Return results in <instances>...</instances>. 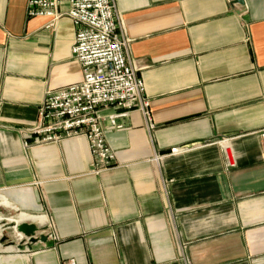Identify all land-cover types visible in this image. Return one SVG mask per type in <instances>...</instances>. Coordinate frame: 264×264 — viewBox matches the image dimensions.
Wrapping results in <instances>:
<instances>
[{
	"label": "crops",
	"instance_id": "obj_1",
	"mask_svg": "<svg viewBox=\"0 0 264 264\" xmlns=\"http://www.w3.org/2000/svg\"><path fill=\"white\" fill-rule=\"evenodd\" d=\"M29 1L0 0V195L17 208L0 197V230L48 243L13 231L1 264H264V0H115L154 129L137 110L105 122L101 174L84 138L26 147L47 93L83 80L73 22L48 29Z\"/></svg>",
	"mask_w": 264,
	"mask_h": 264
},
{
	"label": "built area",
	"instance_id": "obj_2",
	"mask_svg": "<svg viewBox=\"0 0 264 264\" xmlns=\"http://www.w3.org/2000/svg\"><path fill=\"white\" fill-rule=\"evenodd\" d=\"M63 4L68 5L67 11L60 10ZM28 16L50 18L48 29L62 18L73 22L76 43L72 54L83 80L47 93L38 124L28 130L35 140L26 147L84 138L90 145L93 173H106L117 158L107 142L105 122L123 130L137 110L144 114L148 128L154 129L147 89L139 77L141 68L130 58L131 41L125 36L115 0H30ZM111 108L121 112L105 115ZM262 141L264 145V133Z\"/></svg>",
	"mask_w": 264,
	"mask_h": 264
},
{
	"label": "water",
	"instance_id": "obj_3",
	"mask_svg": "<svg viewBox=\"0 0 264 264\" xmlns=\"http://www.w3.org/2000/svg\"><path fill=\"white\" fill-rule=\"evenodd\" d=\"M235 3L241 4L244 6V0H234ZM18 231L20 235H24L25 239L28 240V244H34L38 242H42L47 244L48 238L45 236L38 237V233L40 232L37 227H35L33 224H20L18 227H16L15 231ZM6 242L5 239H2L1 244H4ZM52 245V244H50Z\"/></svg>",
	"mask_w": 264,
	"mask_h": 264
},
{
	"label": "rangeland",
	"instance_id": "obj_4",
	"mask_svg": "<svg viewBox=\"0 0 264 264\" xmlns=\"http://www.w3.org/2000/svg\"><path fill=\"white\" fill-rule=\"evenodd\" d=\"M1 218V217H0ZM13 230L12 228H8V230L5 231V233L3 234L0 230V234L2 235V238H3V235H4V239L6 240V244L4 245V247L8 248V247H12V246H16V240L15 238L13 237L12 233H13ZM1 238V239H2ZM0 239V241H1ZM3 244L0 243V246H2ZM1 258V257H0Z\"/></svg>",
	"mask_w": 264,
	"mask_h": 264
},
{
	"label": "bare ground",
	"instance_id": "obj_5",
	"mask_svg": "<svg viewBox=\"0 0 264 264\" xmlns=\"http://www.w3.org/2000/svg\"><path fill=\"white\" fill-rule=\"evenodd\" d=\"M0 197L1 198H4L9 204H11L10 203V201L5 197V196H3V195H0ZM12 205V207H14V208H16L13 204H11ZM17 209V208H16ZM21 214H25V215H29L30 217H34V218H36V219H40V218H42V217H45V216H40V215H31V214H27V213H21ZM16 232L19 234V232L16 230ZM2 238V235L0 234V239ZM0 264H1V262H0Z\"/></svg>",
	"mask_w": 264,
	"mask_h": 264
}]
</instances>
